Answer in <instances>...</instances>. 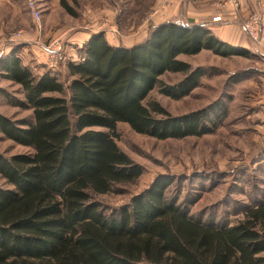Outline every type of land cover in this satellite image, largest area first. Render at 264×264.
<instances>
[{
    "label": "trees",
    "instance_id": "obj_1",
    "mask_svg": "<svg viewBox=\"0 0 264 264\" xmlns=\"http://www.w3.org/2000/svg\"><path fill=\"white\" fill-rule=\"evenodd\" d=\"M201 50L251 55L201 23L163 20L129 46L91 34L67 62V82L49 70L35 75L16 50L0 56V75L20 86L32 114L0 113V133L30 148L0 153V264H264V201L246 205L233 224L201 221L167 194L174 177L165 175L110 211L97 199L143 172L117 145L118 122L157 139L216 130L226 112L220 100L178 115L145 103L154 89L179 99L196 88L203 69L179 56ZM166 72L182 78L166 83Z\"/></svg>",
    "mask_w": 264,
    "mask_h": 264
},
{
    "label": "rangeland",
    "instance_id": "obj_2",
    "mask_svg": "<svg viewBox=\"0 0 264 264\" xmlns=\"http://www.w3.org/2000/svg\"><path fill=\"white\" fill-rule=\"evenodd\" d=\"M62 2L73 14L62 7ZM238 2L234 13L240 26L251 13H257L261 19L258 40L242 29L246 34L245 47L251 55L220 56L209 51L180 55L179 59L192 67L203 69L199 85L179 99L154 89L145 101L157 100L168 112L178 115L220 100L226 109L220 124L214 132L202 136L157 139L118 122L115 141L142 166L143 172L123 192L97 196L106 211L127 203L159 175L174 177L167 194L177 196L178 202H183L189 213L201 221L213 219L233 224L243 217L246 205L264 201V110L260 86L264 76V0H247L243 10ZM34 7L40 12L39 24L31 17ZM165 8L168 3L161 0H0V56L16 50L22 63L35 75L49 70L60 81L67 82L66 64L77 60L91 34L103 32L109 43L129 46L147 35L156 24L153 18L156 20L157 15L159 20H168ZM54 39L60 44L61 59L53 67L45 47ZM160 78L173 83L182 74L166 72ZM0 113L16 120L32 119L20 86L2 76ZM29 151V147L0 133L2 155ZM3 184L0 178V185Z\"/></svg>",
    "mask_w": 264,
    "mask_h": 264
},
{
    "label": "crops",
    "instance_id": "obj_3",
    "mask_svg": "<svg viewBox=\"0 0 264 264\" xmlns=\"http://www.w3.org/2000/svg\"><path fill=\"white\" fill-rule=\"evenodd\" d=\"M239 1H240L241 9L242 10L246 9L247 0H239ZM242 5L245 7H243ZM234 11L235 10L231 5L225 4V1L223 2L222 0H172L171 2L168 3V8H165L163 12L164 14H168V20L179 21L184 24L201 23L223 41H226L233 45L246 46L247 44L245 43V37H244V35L246 34L242 30L239 22H237L236 19L237 15H235ZM158 13L160 14V11ZM215 16H219L220 19L214 20L213 18ZM157 18L158 15L156 16V20L155 18H153L154 24L162 21ZM139 40L140 38L136 39L132 43L137 42ZM111 44H115V43H111ZM201 51H209V50H201ZM43 52H45V50ZM5 80L11 82L8 79ZM260 86H261V91H263L262 93L263 101L261 99V104H262L261 110L263 111L264 110V76L261 78Z\"/></svg>",
    "mask_w": 264,
    "mask_h": 264
},
{
    "label": "built area",
    "instance_id": "obj_4",
    "mask_svg": "<svg viewBox=\"0 0 264 264\" xmlns=\"http://www.w3.org/2000/svg\"><path fill=\"white\" fill-rule=\"evenodd\" d=\"M31 2V0H28ZM172 0H161L162 3L167 4L171 2ZM225 4L231 5L234 10H236L239 6L238 0H224ZM31 17L32 19L39 24L40 23V12L37 8L31 9ZM214 20L220 19L219 16H215L213 18ZM260 24L261 19L257 13H251L248 15L245 19L241 21V27L242 29L254 40L259 39V32H260ZM45 50L49 54L48 60L50 61V66H55L57 60L61 59L60 56V44L57 39H54L50 41L47 46L45 47Z\"/></svg>",
    "mask_w": 264,
    "mask_h": 264
}]
</instances>
